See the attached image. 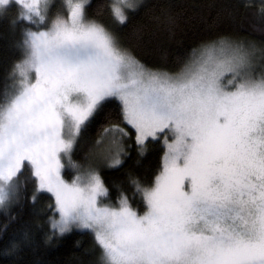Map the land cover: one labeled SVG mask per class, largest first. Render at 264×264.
<instances>
[{"label":"snow or ice","instance_id":"1","mask_svg":"<svg viewBox=\"0 0 264 264\" xmlns=\"http://www.w3.org/2000/svg\"><path fill=\"white\" fill-rule=\"evenodd\" d=\"M89 2L67 0V18L26 31L19 87L0 103V205L18 192L14 178L27 162L37 191L55 198L60 218L51 227L92 230L106 264H264V74L253 75L238 48L177 76L153 72L86 18ZM12 3L23 9L20 19L45 21L48 0H0ZM121 5L133 6H111L123 24ZM113 101L139 145L165 130L173 137L168 143L165 133L154 186L137 185L143 214L126 197L105 205L108 189L94 170L72 164L78 174L70 182L61 174L82 126ZM105 131L117 145L109 166H119L118 138L127 133Z\"/></svg>","mask_w":264,"mask_h":264},{"label":"trees","instance_id":"2","mask_svg":"<svg viewBox=\"0 0 264 264\" xmlns=\"http://www.w3.org/2000/svg\"><path fill=\"white\" fill-rule=\"evenodd\" d=\"M67 4V0H53L39 25L20 19L16 4L0 11V103L19 83L16 66L28 54L26 31L47 29L60 13L66 15ZM111 6V0H90L85 16L103 25L122 49L153 72L176 76L189 66L197 51L220 40L250 44L256 60L264 63V1L138 0L137 6L126 12L123 24L114 18ZM114 125L127 133L126 152L119 166L101 170L108 189L106 201L117 205L126 197L133 209L144 213L147 207L137 185L154 186L166 148L160 137L148 140L142 150L135 130L123 120L118 101L108 103L81 129L71 160L76 165L86 164L109 138L105 130ZM65 177L72 178L69 174ZM16 182L20 185L16 197L0 205V264H106L92 231L60 234L51 227L59 216L55 200L37 191L29 165L25 164Z\"/></svg>","mask_w":264,"mask_h":264},{"label":"rangeland","instance_id":"3","mask_svg":"<svg viewBox=\"0 0 264 264\" xmlns=\"http://www.w3.org/2000/svg\"><path fill=\"white\" fill-rule=\"evenodd\" d=\"M53 0H48V3H49V7L51 6V3H52ZM112 1V5L114 3H117V0H111ZM248 1H253V2H256V1H259V2H263L264 0H248ZM73 2H75V0H73ZM128 3H130L133 7L132 8H128L124 5H121V7L123 8V11L126 15V12L128 10H132L134 9L136 6H137V3H138V0H127ZM12 4H16V3H12ZM10 4V5H12ZM7 6V7H10ZM18 5V4H16ZM6 7V8H7ZM19 9L21 10V13L23 11V9L21 8V6H19ZM48 7V8H49ZM67 13L66 15H62V13L59 14V16L61 17H64V18H67L69 12H70V7L68 6L67 4ZM86 7V6H85ZM4 6H0V11H3L4 9H6ZM48 8L46 9V11L48 10ZM46 11H45V17H46ZM54 20V19H53ZM52 20V21H53ZM27 21V20H26ZM50 21V22H52ZM29 22L30 24L31 23H35L36 25H39V24H42V23H36V22H30V21H27ZM44 23V22H43ZM51 26V23L49 24V27ZM48 27V28H49ZM45 29V30H40V31H47L48 30ZM223 42V43H222ZM250 45V44H248ZM247 44L245 43H241L240 41H231V40H220L219 42H215V43H212L208 46H205L203 47L201 50L197 51V53L195 54V56L193 57L192 61L190 62L189 66H187L186 68H191V69H194L195 68V62L196 61H200L202 59H209L210 62L211 61H217V60H222V59H226L227 57H229L230 55L233 54V51L235 49H240L241 51L243 52H246L249 54L250 56V59H251V63H252V67H251V72L253 75L255 76H259L261 74H264V63H262L261 61L259 60H256L255 58V50L251 49V47L249 48ZM28 49V48H27ZM27 58V57H26ZM186 68L183 70L185 71ZM179 75V74H178ZM177 76V75H176ZM230 78V74L229 75H226L225 76V79H228ZM13 87V90H12V93H9L5 96V99L3 100L6 101L8 98H10V96L16 92V90L18 89L19 87V83L17 85H14L12 86ZM11 91V89H10ZM9 91V92H10ZM87 123V122H86ZM85 123V125H86ZM84 125V126H85ZM82 126V128L84 127ZM130 126V125H128ZM131 127V126H130ZM81 128V129H82ZM132 128V127H131ZM165 133H168V130H165ZM165 133H160L158 134V138L156 139H159L160 137H162V141L165 145V148H166V142H165ZM114 133H112L111 131H108L106 132V136H109L108 139H105L104 141L101 142L98 150L96 151V153L90 158V160L86 163V164H83L82 166L81 165H76L73 163V161L71 160V164H69L68 160L67 159H63L62 160V163L64 164V168L61 170V174L62 176L68 180L69 182L72 180V178L74 177V175L78 174L77 172V168L80 169V170H83V171H87V170H94L96 171L99 175H101V170L103 169V167H108V168H114V167H110L109 164L111 163V157L113 156L114 152L116 151V148H117V145L114 143ZM79 136V135H78ZM127 138V137H126ZM125 136H122V137H119V148H120V159L122 161L123 159V156L125 155V152H126V149L123 147V143L125 142L126 140ZM78 137L76 138V141H77ZM172 135L170 133L167 134V142L168 143H171L172 142ZM148 140H155L153 138H148L145 143L148 141ZM76 141L73 145V149H74V146L76 144ZM145 143L143 145H138L142 148V150L144 149V146H145ZM72 149V151H73ZM166 152H167V148H166ZM72 154V153H71ZM166 154V153H165ZM165 156V155H164ZM27 164V162H26ZM74 164L77 166V168H73L71 165ZM28 165V164H27ZM117 167V166H116ZM66 174H69L70 177H72L71 179H67L65 177ZM37 181V180H36ZM14 182H16V178H14ZM38 184V182H37ZM38 192H41V193H46L50 196H52L51 193H48L47 191L45 190H39ZM142 194V193H141ZM17 193L15 194L14 197H16ZM14 197H10V198H14ZM53 199L55 200L54 196H52ZM103 200V203L105 205H108V206H114V205H111L109 204L107 201H106V197H103L101 198ZM129 203V202H128ZM146 204V202H145ZM146 207H147V204H146ZM135 210V209H134ZM147 210V208H146ZM136 211V210H135ZM138 214H143V213H139L137 212ZM60 216L56 217L54 220H59ZM53 221V220H52ZM72 230H90V229H81L79 227H76L75 225H73L71 227V229L68 231H72ZM56 232H58V230H55ZM92 231V230H90ZM66 232V233H68ZM93 232V231H92ZM59 233V232H58ZM94 236H95V233L93 232Z\"/></svg>","mask_w":264,"mask_h":264}]
</instances>
